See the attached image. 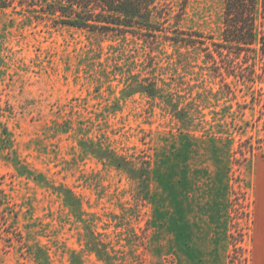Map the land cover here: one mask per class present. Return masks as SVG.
I'll use <instances>...</instances> for the list:
<instances>
[{"label":"rangeland","instance_id":"rangeland-1","mask_svg":"<svg viewBox=\"0 0 264 264\" xmlns=\"http://www.w3.org/2000/svg\"><path fill=\"white\" fill-rule=\"evenodd\" d=\"M32 1L0 0V264H264L259 43L217 77L198 49L57 25ZM160 5L169 30L221 43L224 0ZM145 82L164 97L129 94Z\"/></svg>","mask_w":264,"mask_h":264},{"label":"trees","instance_id":"trees-1","mask_svg":"<svg viewBox=\"0 0 264 264\" xmlns=\"http://www.w3.org/2000/svg\"><path fill=\"white\" fill-rule=\"evenodd\" d=\"M160 2L161 0H36L29 3L28 8L38 18L50 17L57 25L113 40L132 37L142 41L151 50H158L160 40L178 47L182 45L198 49L217 77H223L225 72L237 76L236 60L242 53L251 58L258 43L261 55L264 56V23L260 25L257 20L260 12L264 20V0H224L221 43H210L197 32L194 33L197 39L194 40L192 34L182 32L178 27L169 30L168 16ZM210 40L213 41V38ZM225 52L228 55L225 56ZM252 59L255 61L254 56ZM249 71L252 78L255 75L254 63ZM135 86L137 85L130 86L133 90L129 94L135 90L149 97H164L154 82L142 83L137 89Z\"/></svg>","mask_w":264,"mask_h":264},{"label":"crops","instance_id":"crops-1","mask_svg":"<svg viewBox=\"0 0 264 264\" xmlns=\"http://www.w3.org/2000/svg\"><path fill=\"white\" fill-rule=\"evenodd\" d=\"M263 231H264V229H263ZM264 235V234H263Z\"/></svg>","mask_w":264,"mask_h":264}]
</instances>
